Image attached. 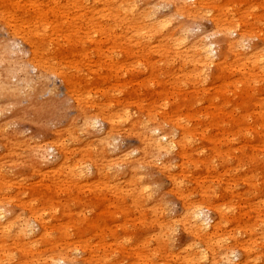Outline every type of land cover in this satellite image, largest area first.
<instances>
[{
    "label": "rangeland",
    "instance_id": "1",
    "mask_svg": "<svg viewBox=\"0 0 264 264\" xmlns=\"http://www.w3.org/2000/svg\"><path fill=\"white\" fill-rule=\"evenodd\" d=\"M14 1L19 8L0 1L18 31L0 23V211L15 223L0 236L2 264H206L202 255L213 261L225 249L233 258L221 264H264L263 67L234 62L206 75L176 60L164 38L142 39L144 24L125 21L119 3ZM205 7L190 23L172 6L155 13L172 19V41L179 24L198 39L212 37L220 15L244 18L249 44L264 49V0ZM145 125L185 133L187 147L148 154ZM191 204L220 223L213 241L189 231ZM23 221L34 228L32 253L18 235Z\"/></svg>",
    "mask_w": 264,
    "mask_h": 264
},
{
    "label": "bare ground",
    "instance_id": "2",
    "mask_svg": "<svg viewBox=\"0 0 264 264\" xmlns=\"http://www.w3.org/2000/svg\"><path fill=\"white\" fill-rule=\"evenodd\" d=\"M3 1L9 3V8L15 9L20 7V3H15L14 0ZM104 1L106 4L119 3L122 12L125 15L124 20H131L135 28H139L140 23H143L144 28L142 29V32L139 33V36L142 39L151 44L152 41L156 39V37H161L160 39L164 38L166 44H169V42L171 43L169 44V51L171 54H173V56H175L176 60L187 62L188 64L201 69L202 72H206V75L208 74L207 72L211 71L212 68H215L218 77H221L222 72L229 70L230 67L235 65L234 62L236 64L242 63L241 67L249 68V70L252 69L250 68V65L256 64L258 66H262L264 69V49L262 50L257 48L256 46L253 47L249 44V37L246 36L245 30L242 29V21L244 20V18L242 17L241 18L243 20L240 19L234 22L230 21L229 19H225L223 15H220L218 18H216L214 20L216 32H214L212 37L214 36L215 38V36H220L221 38L220 40L217 39L215 41L211 40L212 37L210 35V37H200L198 39H194V37L192 36L193 32L191 33L188 27H185L184 24H179V37H176V39L172 41V39L175 38L174 35L178 33L176 32L175 34H173L169 31L170 29H172V19L167 21L159 20L156 17V8L167 5L174 7L179 16H186L189 23L194 22L193 20H196L201 15L202 11L206 8V0H148V3H146V8L144 10H141V8L137 6V3L132 0ZM146 14L151 16L149 20H146ZM0 23L6 25L11 30L14 29L13 34L15 36L18 35V31L16 30L15 25H13L14 23L8 20L5 15L0 14ZM164 35H166L167 37ZM219 47H222V52L218 56L217 53L219 52ZM230 57H233V61H229ZM33 67L34 69H38L39 65L33 63ZM10 69H14V67L12 66ZM207 116L213 121L218 119L215 115L211 116V114H208ZM96 123L97 122H95V124ZM143 127L144 129L141 133V142L144 151L148 154L150 153L152 155L158 156L169 154L176 149L182 151L185 147H187L185 133H183L181 135V138L177 140L175 138V135H173L171 132L164 131L159 127L153 128L151 127V125H145L142 126V128ZM210 127L219 128L217 123H211ZM37 157L42 162H45L47 159L46 151L41 150L37 153ZM75 176L84 177V173L81 171L79 174L75 173ZM187 216L188 223L186 225L188 226L189 231H191V233L195 237H202L204 240L210 242L213 241V238L218 235V232L220 231V223L211 226L209 222L210 219L205 214L203 208L194 207L191 204L187 209ZM14 228L15 223L12 220L8 219V214L6 212L1 210L0 236L5 234L10 235L12 231H14ZM33 229L34 228L31 227L29 222L24 223V221L21 226L17 228L18 235L21 237V239L28 241L27 245L29 246L25 245V248H28L31 253L33 251V247H30L33 244V242L31 241V237H33L32 235L34 234ZM257 234L260 236L259 241H264V224L257 229ZM255 242H258V240H256ZM263 249V253L258 257V259L264 260ZM230 254L231 253L229 252V249H225L220 254V259L218 257V259L214 257L213 261H211L213 257L209 258L204 254L201 256L200 261L201 263L206 262V264H221L219 260L226 259L229 262V260L233 258L230 256ZM5 259H8V257H4L3 260H1L0 257V264H2ZM43 261L44 264H64L67 262H71L68 257L63 256H59V258L50 256L44 258Z\"/></svg>",
    "mask_w": 264,
    "mask_h": 264
}]
</instances>
